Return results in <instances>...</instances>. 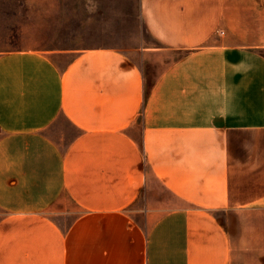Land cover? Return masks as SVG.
Segmentation results:
<instances>
[{
    "label": "crops",
    "instance_id": "crops-1",
    "mask_svg": "<svg viewBox=\"0 0 264 264\" xmlns=\"http://www.w3.org/2000/svg\"><path fill=\"white\" fill-rule=\"evenodd\" d=\"M140 15L136 48L0 50V264H264V0Z\"/></svg>",
    "mask_w": 264,
    "mask_h": 264
},
{
    "label": "rangeland",
    "instance_id": "rangeland-1",
    "mask_svg": "<svg viewBox=\"0 0 264 264\" xmlns=\"http://www.w3.org/2000/svg\"><path fill=\"white\" fill-rule=\"evenodd\" d=\"M150 43L140 0H0V50L132 49ZM221 217L234 229L244 228V216Z\"/></svg>",
    "mask_w": 264,
    "mask_h": 264
}]
</instances>
